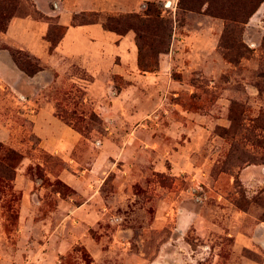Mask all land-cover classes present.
<instances>
[{"label":"rangeland","instance_id":"374dc122","mask_svg":"<svg viewBox=\"0 0 264 264\" xmlns=\"http://www.w3.org/2000/svg\"><path fill=\"white\" fill-rule=\"evenodd\" d=\"M239 1L196 0L188 9L179 0H138L126 12L72 14L71 24L156 7L164 21V37L143 49L152 70L139 71L149 77L130 87L113 74L100 102L87 97L85 70L45 67L8 45L0 29V92L53 102L58 118L82 136L68 155L85 168L97 163L105 207L71 216L53 208L49 192L65 197L73 190L37 163L56 173L65 161L37 147L24 127L29 119L11 102L0 112V135L8 139L0 142L35 163L26 173L47 188L50 209L23 215L22 229L14 230L19 163L14 170L0 165V264H264V9L257 11L264 1L248 18H235L229 6ZM27 17L46 22L45 35L66 26L60 13L47 16L34 0H0V28ZM126 33L137 48L134 30ZM10 49L44 69L28 76ZM122 89L132 97L124 109L114 101ZM30 224L37 229H26Z\"/></svg>","mask_w":264,"mask_h":264},{"label":"crops","instance_id":"0c3cea01","mask_svg":"<svg viewBox=\"0 0 264 264\" xmlns=\"http://www.w3.org/2000/svg\"><path fill=\"white\" fill-rule=\"evenodd\" d=\"M34 2L37 9L47 16H55L60 13L61 19L65 21L64 24L67 26L64 35L53 51L49 52L48 43L44 39L48 24L33 18L10 20L6 31L3 33V40L8 45L27 50L40 59L45 67L57 70L59 73L71 65L85 70L91 76V81L87 87V97L90 100L100 102V94L106 86H109L113 74H119L130 80V87H135V84L149 77L148 72L141 73L137 67V48L132 33L118 36L112 31L105 30L100 22L81 25L71 24L72 14L126 12L138 5V0H58L56 9L51 8L53 0H34ZM263 9L264 3L257 10L258 13ZM42 67L44 69V66ZM1 87H4V84H1ZM127 90L122 89L114 100L116 103H121L119 104L122 109L132 100V97L127 96ZM11 102H16L15 104L19 105L18 112L29 119V122L25 121L24 127L28 125L31 133L37 137V147L65 161L61 169L56 170V173L47 170L43 162L37 163L40 167L45 168L44 171L49 179L58 178L73 190L70 195L65 197L56 191L49 192L53 198V208L65 211L68 216L99 212L100 207H102L99 202L103 198L99 191L102 179L93 174V172H97V163L91 169L85 168L77 158L68 155L81 144V134L58 118L53 102L47 98L41 96L26 97V101L21 102L16 99L11 100L8 95L0 92V112L3 111L2 113H4L7 105ZM1 127L3 128V126ZM0 133H3V130ZM1 136V141L8 140L7 137ZM98 152L99 150L95 153V157L98 160L103 159L104 154ZM66 159H68L69 165L66 163ZM29 163L35 165L27 158L22 157L12 181L13 189L20 194L17 205L19 222L14 229L17 232L22 229L23 215L35 214L40 209H50V205L45 204L47 188L41 185L38 179L26 173ZM257 171L254 169L251 173H257ZM102 210H105L104 206ZM48 212L52 213L49 210ZM26 227L31 231L37 229L33 224ZM3 231L6 234L10 233V231H6L4 225ZM85 246L87 245L85 244ZM161 254L163 253L161 252Z\"/></svg>","mask_w":264,"mask_h":264},{"label":"trees","instance_id":"16d2710c","mask_svg":"<svg viewBox=\"0 0 264 264\" xmlns=\"http://www.w3.org/2000/svg\"><path fill=\"white\" fill-rule=\"evenodd\" d=\"M196 0H179V3L183 2V5L185 4V7H188V9H192V4ZM203 2H208L209 4L212 3L214 0H202ZM264 0H240L238 3L239 5H236V7L232 5H228L230 12L235 13L234 17H244L248 18L259 6L261 2ZM237 3V4H238ZM188 4V6H186ZM219 9H223V7H219ZM237 12V14H236ZM96 13H93L95 15ZM40 17H43V15H39ZM76 20V16L73 17V21ZM101 21V25L105 30H109L112 32H115L118 35H122L126 32L128 29H132L135 32V39L137 43V67L140 71H151L152 67H149V65L145 62L144 59V47H153L156 42H160L161 39L164 37L163 32L166 31L165 27L163 26L164 21L162 19H159V11L156 7H150L146 9L142 14L138 13H130L128 15L119 16V17H112V16H106L103 20L94 19V20H88V21H78L76 23H72L73 25H81V24H88V23H94ZM7 27H2L1 30L5 31ZM56 28L49 29V32L47 35H45V39L49 41V52H52L53 49L57 46L60 39L64 35L67 26H59ZM56 33V34H55ZM10 54L12 56L13 61L17 64L18 68L22 70L25 74L28 76H33L37 72L41 71L43 68L39 61L27 54L22 53V50L20 49H10ZM67 125H70L68 122H65ZM22 154L21 157L19 154L14 150V148H4L2 147V144L0 142V165H2L5 168H12L14 170L13 164H17L21 162L22 160ZM18 164V165H19ZM13 178L15 176V171H13ZM60 193V192H59ZM61 194V193H60ZM5 229L8 231L9 229L4 226Z\"/></svg>","mask_w":264,"mask_h":264},{"label":"built area","instance_id":"2783aa9c","mask_svg":"<svg viewBox=\"0 0 264 264\" xmlns=\"http://www.w3.org/2000/svg\"><path fill=\"white\" fill-rule=\"evenodd\" d=\"M20 99L23 101L26 100V98L24 96H21Z\"/></svg>","mask_w":264,"mask_h":264},{"label":"water","instance_id":"95a60500","mask_svg":"<svg viewBox=\"0 0 264 264\" xmlns=\"http://www.w3.org/2000/svg\"><path fill=\"white\" fill-rule=\"evenodd\" d=\"M170 4V2L168 1L167 3H166V5L168 6Z\"/></svg>","mask_w":264,"mask_h":264}]
</instances>
